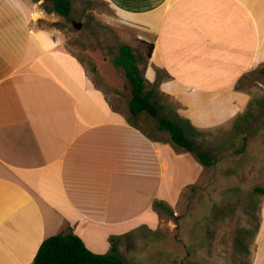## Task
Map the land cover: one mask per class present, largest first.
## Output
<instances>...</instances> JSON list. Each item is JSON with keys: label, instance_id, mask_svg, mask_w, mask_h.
I'll list each match as a JSON object with an SVG mask.
<instances>
[{"label": "crops", "instance_id": "1", "mask_svg": "<svg viewBox=\"0 0 264 264\" xmlns=\"http://www.w3.org/2000/svg\"><path fill=\"white\" fill-rule=\"evenodd\" d=\"M105 1L154 45L146 77L164 69L160 92L186 117L185 94L231 92L264 59V0ZM35 4L0 0V264H34L43 240L62 232L124 257L136 229L160 228L169 213L157 200L173 211L198 179L181 181L189 156L168 131L141 127L74 53L37 35Z\"/></svg>", "mask_w": 264, "mask_h": 264}, {"label": "rangeland", "instance_id": "2", "mask_svg": "<svg viewBox=\"0 0 264 264\" xmlns=\"http://www.w3.org/2000/svg\"><path fill=\"white\" fill-rule=\"evenodd\" d=\"M33 2L41 11L32 22L37 35L74 53L96 85L128 111L130 82L113 59L121 43H130L147 73L151 43L141 41L137 28L120 22L105 0H72L69 17L52 11L53 0ZM156 72L148 87H156L161 113L189 119L196 128L189 129L192 137L213 154L215 163L200 171L194 164L196 155L179 147L189 156L181 181L198 182L184 188L173 214L161 212L160 228L136 229L133 246L124 250V257L130 264H264V194L255 190L264 187V59L240 77L231 92H220L215 99L206 93L197 98L185 94L190 117L184 115L187 106L160 92V83L171 80L168 73L158 66ZM234 91L245 95L236 102L230 97ZM218 100H223L221 108ZM127 114L150 133L160 134L157 119L148 112Z\"/></svg>", "mask_w": 264, "mask_h": 264}, {"label": "trees", "instance_id": "3", "mask_svg": "<svg viewBox=\"0 0 264 264\" xmlns=\"http://www.w3.org/2000/svg\"><path fill=\"white\" fill-rule=\"evenodd\" d=\"M52 11L65 17H69L73 11L72 0H53ZM154 45H149L148 56L151 57ZM116 67H122L130 82L131 99L129 109L133 116L148 112L158 121V129L168 131L172 141L186 151L193 152L198 161L204 166L215 163L212 153L198 146L192 132L196 129L189 119L178 115L176 119L162 114L157 99L155 86L148 87L146 68L140 66V59L133 46L129 43H121L118 54L113 59ZM158 85V84H156ZM190 129V131H189ZM256 192L264 194V187L256 186ZM157 208L174 212L162 202L157 200ZM34 264H128L124 257L118 253L115 245L112 252L97 253L85 244L80 235L74 232L58 233L43 240L34 258Z\"/></svg>", "mask_w": 264, "mask_h": 264}, {"label": "water", "instance_id": "4", "mask_svg": "<svg viewBox=\"0 0 264 264\" xmlns=\"http://www.w3.org/2000/svg\"><path fill=\"white\" fill-rule=\"evenodd\" d=\"M81 26V24L79 25V27Z\"/></svg>", "mask_w": 264, "mask_h": 264}]
</instances>
